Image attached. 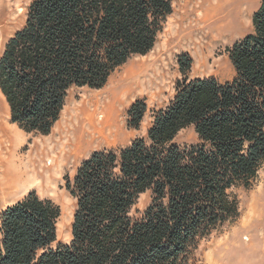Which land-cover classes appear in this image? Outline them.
I'll use <instances>...</instances> for the list:
<instances>
[{
	"label": "trees",
	"instance_id": "obj_1",
	"mask_svg": "<svg viewBox=\"0 0 264 264\" xmlns=\"http://www.w3.org/2000/svg\"><path fill=\"white\" fill-rule=\"evenodd\" d=\"M171 0H30L24 24L0 50V93L12 124L47 135L72 87L98 89L153 47ZM233 76L189 78L177 57L168 104L146 136L84 158L65 189L75 199L71 238L59 241L61 207L34 190L0 210V264H196L201 239L235 220L236 188L264 164V0L251 29L225 48ZM143 100L127 109L138 128ZM192 126L197 141L174 142ZM150 192L142 211L139 196Z\"/></svg>",
	"mask_w": 264,
	"mask_h": 264
},
{
	"label": "rangeland",
	"instance_id": "obj_2",
	"mask_svg": "<svg viewBox=\"0 0 264 264\" xmlns=\"http://www.w3.org/2000/svg\"><path fill=\"white\" fill-rule=\"evenodd\" d=\"M259 1L171 0L172 11L163 22L151 50L144 55L131 56L110 74L101 88L72 87L58 120L47 135L25 132L12 124L8 106L0 97V123L11 126L24 137L23 153L27 154L35 146L43 147L44 160L39 164H45L50 158L57 165L55 181L44 180L39 187L31 190L41 197L52 199L59 207L65 202L68 204L71 217L69 221L65 217L59 218V241L70 240V224L75 206V199L64 187L66 178L73 177L80 162L91 152L124 147L135 138L146 136L153 112L168 104L174 94L175 81L181 77L177 63L180 53L188 54L192 60L187 72L189 78L212 76L220 81L230 79L233 68L225 48L251 29V15ZM29 2L0 0V50L5 41L24 24ZM135 72L147 82L142 88L125 93L128 86L124 84L126 77ZM137 99L143 100L147 108L139 127L131 128L126 123L127 109ZM92 101L108 105L112 110L111 131L104 138H96L79 147L63 145L67 138H60V131L69 121L70 114L84 104L93 108ZM196 141L197 135L192 126L180 130L174 139L180 146ZM38 169L42 168L39 166ZM45 173H41L40 179H44ZM235 192L239 206L237 218L201 239L195 252L196 264H264V164L258 170L251 188L240 187ZM149 201L150 192L142 193L133 212L142 211ZM8 203L10 201H0V210Z\"/></svg>",
	"mask_w": 264,
	"mask_h": 264
},
{
	"label": "bare ground",
	"instance_id": "obj_3",
	"mask_svg": "<svg viewBox=\"0 0 264 264\" xmlns=\"http://www.w3.org/2000/svg\"><path fill=\"white\" fill-rule=\"evenodd\" d=\"M146 82V79H141L136 72L130 73L124 83L128 85L124 92L131 93L142 88ZM0 97L4 100L1 93ZM91 104L93 108L84 104L70 114L69 121L60 131L63 133H60V138H67L63 145L79 147L96 138H104L111 131L113 126L112 110L108 105H102L99 101H92ZM5 105L7 107V104ZM23 139L24 137L11 126L0 123V201L7 200L11 203L15 197H22L29 190L39 187L44 180L55 181L58 170L55 161L48 158L45 164H39L44 160L43 147L35 146V149L32 148L25 154L23 153ZM39 166L42 168L41 170L38 169ZM43 172H46L45 177L40 179ZM60 207L61 216L59 218L65 217V220L69 221L71 211L68 213V204L65 202ZM58 225L57 227L60 229V221ZM211 263L209 262V264Z\"/></svg>",
	"mask_w": 264,
	"mask_h": 264
},
{
	"label": "water",
	"instance_id": "obj_4",
	"mask_svg": "<svg viewBox=\"0 0 264 264\" xmlns=\"http://www.w3.org/2000/svg\"><path fill=\"white\" fill-rule=\"evenodd\" d=\"M70 238H71V229H70Z\"/></svg>",
	"mask_w": 264,
	"mask_h": 264
},
{
	"label": "crops",
	"instance_id": "obj_5",
	"mask_svg": "<svg viewBox=\"0 0 264 264\" xmlns=\"http://www.w3.org/2000/svg\"><path fill=\"white\" fill-rule=\"evenodd\" d=\"M13 202H14V200H13Z\"/></svg>",
	"mask_w": 264,
	"mask_h": 264
}]
</instances>
